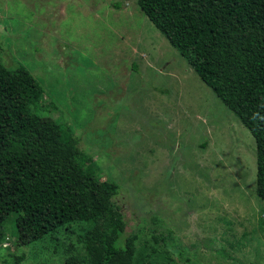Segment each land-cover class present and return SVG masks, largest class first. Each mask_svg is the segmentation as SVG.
Listing matches in <instances>:
<instances>
[{
    "label": "rangeland",
    "instance_id": "374dc122",
    "mask_svg": "<svg viewBox=\"0 0 264 264\" xmlns=\"http://www.w3.org/2000/svg\"><path fill=\"white\" fill-rule=\"evenodd\" d=\"M0 63L33 74L100 180L119 186L135 264H264L254 138L136 0H0ZM88 229L52 243L6 225L0 264H59Z\"/></svg>",
    "mask_w": 264,
    "mask_h": 264
},
{
    "label": "trees",
    "instance_id": "16d2710c",
    "mask_svg": "<svg viewBox=\"0 0 264 264\" xmlns=\"http://www.w3.org/2000/svg\"><path fill=\"white\" fill-rule=\"evenodd\" d=\"M136 5L254 138L255 194L264 202V0ZM57 110L24 66L0 63V248L6 225L16 238L32 233L53 243L60 230L71 235L72 224L84 223L90 232L76 242L84 253L59 264H135L136 237L115 207L119 186L100 180L78 147L80 128ZM154 238L166 246L162 234Z\"/></svg>",
    "mask_w": 264,
    "mask_h": 264
}]
</instances>
